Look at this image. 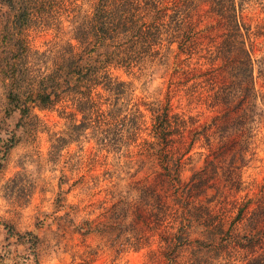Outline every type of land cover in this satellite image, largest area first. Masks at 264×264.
Segmentation results:
<instances>
[{
    "label": "trees",
    "instance_id": "trees-1",
    "mask_svg": "<svg viewBox=\"0 0 264 264\" xmlns=\"http://www.w3.org/2000/svg\"><path fill=\"white\" fill-rule=\"evenodd\" d=\"M251 2L264 5L260 0H0L7 9L0 10L1 17L11 16L19 33L15 53L0 54L1 72L8 79L3 113H18L17 127L35 134L44 126L38 111L56 110L64 119V129L55 139L58 143L93 140L99 151L112 155V167L105 171L109 175L133 177L150 169L169 183L179 206L191 210L185 227L200 232L190 240L184 261L178 256L189 237L176 235L167 244L164 264H223L220 253L213 254L210 248L225 244L237 248L244 264H264V204L246 203L227 224L218 221L210 229L202 213H209L206 204L215 197L211 191L216 188L209 183L215 163L205 156L189 179H182L191 153H179L173 142L185 128L184 120L160 97L161 89L145 88L153 75H168L178 53L190 54L197 39L196 11L200 4L207 5L221 25L213 59L225 68L224 80L215 84L211 95L223 109L217 134L222 139L237 129L247 133L228 157L230 167L246 166L254 154L248 133L264 119V95L253 84L255 59L246 45L241 19ZM34 27L53 31L43 51L31 50L23 35ZM257 65L264 73V57ZM115 70L142 79L143 96L138 102L134 82L122 79ZM145 111L150 128L148 138L139 141ZM9 145L8 139L3 146ZM140 195L147 196L143 189ZM3 224L10 235L36 245L34 232H18Z\"/></svg>",
    "mask_w": 264,
    "mask_h": 264
},
{
    "label": "rangeland",
    "instance_id": "rangeland-1",
    "mask_svg": "<svg viewBox=\"0 0 264 264\" xmlns=\"http://www.w3.org/2000/svg\"><path fill=\"white\" fill-rule=\"evenodd\" d=\"M245 6L241 19L247 30L246 45L255 59L253 84L264 95V73L258 72L257 65L264 57V5L251 2ZM0 10L7 9L0 5ZM10 17L0 15L2 55L15 53L19 37ZM195 18L197 39L190 54L178 53L168 75H153L145 88L150 92L161 89L160 97L184 120L185 128L173 142L179 153H191L182 179L187 181L205 156L215 163L216 172L209 179L216 188L211 191L215 197L206 204L209 213L200 212L211 229L218 221L227 224L246 203L264 204V119L248 133L253 142L251 161L230 167L228 157L247 133L237 129L218 137L221 127L216 123L223 109L211 95L215 84L224 80L225 68L213 59L212 52L221 39V25L205 4L199 5ZM23 35L31 50L43 51L53 31L34 27ZM115 74L134 82L138 102L143 96L142 79L121 70ZM6 83L0 60V264H164L167 244L178 234L189 237L178 256L179 261L186 259L190 240L198 237L200 229L185 227L191 210L179 206L169 183L150 169L133 177L109 175L105 171L112 167V155L99 151L93 140L58 143L55 139L64 129V119L56 110L38 111L44 126L35 134L17 127L19 114L3 113ZM144 113L139 141L148 138L150 128L149 114ZM8 139L11 145L6 148ZM3 222L18 232H34L36 245L10 235ZM210 250L220 253L223 264H244L231 244Z\"/></svg>",
    "mask_w": 264,
    "mask_h": 264
}]
</instances>
